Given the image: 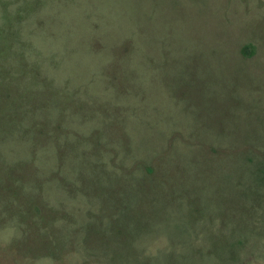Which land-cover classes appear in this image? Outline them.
Listing matches in <instances>:
<instances>
[{
    "label": "rangeland",
    "instance_id": "rangeland-1",
    "mask_svg": "<svg viewBox=\"0 0 264 264\" xmlns=\"http://www.w3.org/2000/svg\"><path fill=\"white\" fill-rule=\"evenodd\" d=\"M0 264H264V0H0Z\"/></svg>",
    "mask_w": 264,
    "mask_h": 264
}]
</instances>
